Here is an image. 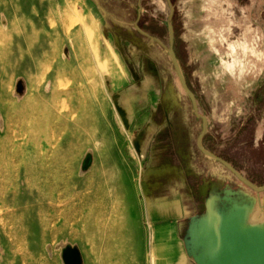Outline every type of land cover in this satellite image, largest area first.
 Returning <instances> with one entry per match:
<instances>
[{"label":"rangeland","instance_id":"rangeland-1","mask_svg":"<svg viewBox=\"0 0 264 264\" xmlns=\"http://www.w3.org/2000/svg\"><path fill=\"white\" fill-rule=\"evenodd\" d=\"M127 1L109 7L104 0H0V137L7 141L8 122L19 131L16 119L23 111L28 138L46 152L35 154V171L49 180L45 195L37 189L32 194L28 183L17 181V163L0 164V264H64L61 253L68 243L80 248L83 264H155L154 229L159 240L174 230L173 225L157 230L151 207L179 201L192 216L193 200L204 203L208 192H216L203 175L210 158L196 146L201 120L167 50L136 33ZM131 1L136 13L138 0ZM173 1L183 69L203 114L210 110L204 79L209 45L229 59L219 81L225 97L220 136L229 139L246 105L241 94L259 80L264 85V0ZM146 4L147 18L163 14L167 25L163 0ZM78 92L90 100L79 95L72 103ZM94 94L97 100L91 101ZM53 97L64 101L60 107ZM55 120L61 124L51 129ZM9 140L21 137L13 133ZM223 151L242 174L264 184L263 150ZM89 152L93 164L83 170ZM211 161L212 180L226 175L228 190L253 197L247 212L263 225L264 191L258 198L223 164ZM29 182L38 183L35 177ZM29 210L36 218L32 227Z\"/></svg>","mask_w":264,"mask_h":264},{"label":"water","instance_id":"water-1","mask_svg":"<svg viewBox=\"0 0 264 264\" xmlns=\"http://www.w3.org/2000/svg\"><path fill=\"white\" fill-rule=\"evenodd\" d=\"M168 31L169 45L154 37L169 53L180 83L189 96L195 115L202 120V128L197 138L198 149L208 157L221 162L242 183L249 186L258 194L264 191V184L258 185L242 174L230 161L206 148L203 142L208 130V118L200 112L196 93L190 87L180 58L174 49V26L172 17L174 8L171 0ZM140 3V0H139ZM143 7L139 6L138 17L135 21L136 29L144 35L150 36L143 30L138 21L141 18ZM23 82L19 81L17 90L20 92ZM93 164V154L87 153L82 162V169L87 170ZM142 188L146 195L148 185L142 181ZM228 188V187H227ZM223 189L217 192H208L205 196L204 215L192 226L189 236V249L197 264H264V224L249 223L247 205L255 200L253 197L245 199L240 192ZM64 264H83V256L78 246L70 243L64 245L61 253Z\"/></svg>","mask_w":264,"mask_h":264},{"label":"crops","instance_id":"crops-1","mask_svg":"<svg viewBox=\"0 0 264 264\" xmlns=\"http://www.w3.org/2000/svg\"><path fill=\"white\" fill-rule=\"evenodd\" d=\"M227 62H229V59L224 54L219 53L216 48H212V46L209 45L204 60V79L206 89L209 88L207 102L210 108L209 112L205 114L208 118L209 126L204 136V145L218 155L227 158L241 171L245 172L239 167L237 162L225 154L223 149L225 147L243 149L250 146L252 148L254 147V149H261L264 151V94L262 93L264 85L262 86L263 82L259 80L255 82L250 91L241 94V102L246 103V105L238 110V113L236 114L239 116L236 123L237 125L233 130H230V133L228 134L229 139L223 140L220 136L224 132L222 129L223 114L221 111L225 108V97L223 90H221L222 83H219V81L223 78L221 70ZM106 81L108 80H105L107 90L109 94H111L109 81ZM261 86L263 87L262 90ZM96 100L94 94L91 101ZM139 132L140 135L142 133L146 135L145 140L147 143V127H143ZM140 139L141 141L143 140L142 137ZM141 141L139 145L142 148ZM257 154L259 155L260 153L257 152ZM263 154L264 153H262V155ZM260 156L261 154L259 157ZM209 158L210 161H208L207 167L204 166V179H208L209 177V187L216 189V192L218 189L219 191L226 189V187L229 186L228 179H226L228 177L226 175L221 176L219 180H212L211 175L213 172V163L211 160L215 159L211 157ZM194 171L196 176L200 174L197 166ZM214 171L218 172L216 169H214ZM193 203L195 206V212L192 216L186 214L185 208L179 201L155 204L151 207V219L156 223V226L158 227L157 230H165L164 228L169 225H173L174 230L170 238L159 240L155 238L156 229H154V237L151 241V251L155 264H197L189 249V236L193 224L196 223L205 213V202L203 203V200L200 197H196L193 200ZM195 216H197L196 220L193 219ZM189 218L192 220H188ZM169 221H173V223Z\"/></svg>","mask_w":264,"mask_h":264},{"label":"bare ground","instance_id":"bare-ground-1","mask_svg":"<svg viewBox=\"0 0 264 264\" xmlns=\"http://www.w3.org/2000/svg\"><path fill=\"white\" fill-rule=\"evenodd\" d=\"M89 79H90V76L87 77V80H89ZM73 95H77L76 96L77 98L74 97ZM73 95L71 97V100L73 101L72 103H78L80 101L79 95L81 97V100H82V98H84V100H85L86 97H87V94L85 95V94H82V93H79V92L78 93H75ZM33 99H30L29 101L32 104L36 105V101L33 100ZM89 100L90 99H89V96H88L87 97V101H89ZM57 101L55 100V97L52 98V102L55 103V105H57V107H60L61 106L60 103L64 102L63 100L60 101V102H57ZM46 103H48V101L44 102L42 105H45L46 106ZM25 116L26 115H25V113H23V111H20L18 113V116L17 117H19V118L16 119L19 122L18 125H17L18 128H19V131L18 132H14V127L11 124V122H8L7 123L6 130H5V132H6V138L5 139H7V141L2 140V138L0 137V164H4L5 163L7 165H9V164H13L14 165L15 163H17L16 168H15V170H16V176H17V179H18L17 181H21V182L28 183L30 185V188H31L30 189V192L31 193L33 192V189H37L38 195H45V190H44L43 187H47L48 186L47 185V182L49 180H48V178L46 176H42L41 173H36L35 168H34V164H35L34 162H35V154L36 153L43 155V154H46V152L44 150H42L40 148V146H34L32 144V142H31V140L28 138L27 135L30 133V128L26 125ZM60 124H61V122H59V120L53 121V124H52L53 127L51 126V129L58 127ZM13 133L16 134V137H21V141L22 142L19 141L20 139L17 140L16 142H14V143L11 142L9 139L11 138V136H12ZM8 140H9V142H8ZM37 174H39V175H37ZM30 177H33V178L35 177L37 179V182H38L37 185L35 183L31 184L29 182V178ZM13 184L14 183H12V185ZM0 185H1V182H0ZM14 189H15V186H14ZM26 191L28 192V190H26ZM12 193H13V191H12ZM15 193H17V190H16ZM26 195H28V194H26ZM26 195L24 194V196H22V197H27ZM31 198H32V196H31ZM22 199H24V201H25L26 198H22ZM29 212H31V211L30 210L28 211L27 218L30 221L31 227H32V222H34L35 221L34 219H36V218H33L32 217L33 215L32 214L30 215ZM254 217H255V215L248 214V218H247L248 222L249 223H256V224L262 225ZM1 222H3V221H1ZM30 223H29V225H30Z\"/></svg>","mask_w":264,"mask_h":264},{"label":"flooded vegetation","instance_id":"flooded-vegetation-1","mask_svg":"<svg viewBox=\"0 0 264 264\" xmlns=\"http://www.w3.org/2000/svg\"><path fill=\"white\" fill-rule=\"evenodd\" d=\"M114 2H117V0H104V2H103V4L104 5H106V6H109L110 7V5H112ZM128 3L126 4L127 6H128V8L130 7V20H131V18H132V15H133V13H134V10L133 9H131V7H132V1L131 0H128L127 1ZM163 2H164V4H165V6H167L168 8H169V15H170V10H171V7H170V5H169V2H168V0H163ZM171 2H172V6H173V8H174V15H173V17H172V22H173V26H174V49H175V51H176V53H177V55H178V57L180 58V61H181V63H182V66H183V62H182V53H181V47H180V45H181V42H180V34H179V26L177 25V20H178V15L176 14V10H175V7H174V1L173 0H171ZM137 3H138V6H142L143 7V10H142V14H141V18L139 19V21H138V24H139V26L142 28V25H141V19L143 20L142 21V23H145V24H151L152 23V19L153 20H156L157 21V23H162V24H164L163 22H162V18H163V14H160V16L159 17H157V16H155V15H152V17H150V18H147V13H148V10H147V0H140V3H139V0L137 1ZM159 6H161L162 7V4H160ZM138 11H139V7H138ZM138 11L136 12L137 13V15H136V18L134 19V28H135V31H136V33L138 34V35H140V36H142V37H144V38H151V39H153L161 48H163V49H165V47H163L156 39H154V37H157V38H159V39H161L163 42H165L166 43V41H168V43H166L167 45H169V31H168V33H167V35L165 34V33H163V32H159V33H157V34H155V33H152V32H149V31H147V30H145V29H143V30H145L147 33H149L150 34V36H147V35H144V34H142L141 32H139L137 29H136V26H135V21L137 20V17H138ZM144 15V16H143ZM169 15H168V21H169ZM167 30H168V22H167ZM166 50V49H165ZM169 54V53H168ZM171 59V58H170ZM172 61V60H171ZM172 64H173V62H172ZM174 66V65H173ZM184 68V67H183ZM177 74V73H176ZM186 75V74H185ZM178 76V75H177ZM187 78V77H186ZM179 79V78H178ZM180 81V80H179ZM187 81H188V79H187ZM188 83H189V81H188ZM189 85H190V83H189ZM194 91V90H193ZM195 92V91H194ZM188 96V95H187ZM197 96V95H196ZM188 98H189V96H188ZM189 100H190V98H189ZM197 100H198V98H197ZM190 102H191V100H190ZM198 104H199V102H198ZM191 105H192V103H191ZM200 109V108H199ZM192 110H193V107H192ZM194 112V111H193ZM194 115H195V113H194ZM196 116V115H195ZM197 117V116H196ZM198 118V117H197ZM200 119V118H199ZM201 120V119H200ZM201 128H202V120H201ZM198 138V137H197ZM203 142H204V139H203ZM196 144H197V142H196ZM197 148H198V146H197ZM199 150V149H198ZM200 151V150H199ZM217 154V153H216ZM221 156V155H220ZM223 157V156H222ZM225 158V157H224ZM229 161V160H228ZM221 163V162H220ZM222 164V163H221ZM227 168V167H226ZM228 169V168H227ZM229 170V169H228ZM230 171V170H229ZM231 172V171H230ZM232 173V172H231ZM233 174V173H232ZM235 176V175H234Z\"/></svg>","mask_w":264,"mask_h":264},{"label":"trees","instance_id":"trees-1","mask_svg":"<svg viewBox=\"0 0 264 264\" xmlns=\"http://www.w3.org/2000/svg\"><path fill=\"white\" fill-rule=\"evenodd\" d=\"M136 15H137V13H133L131 19H133V18L135 19L136 18ZM142 19H141V22L140 23H141L143 29H145V30H147L149 32L155 33V34H157L159 32H163V33H165L167 35L168 30H167V26L166 25H164L162 23H157V21L156 20H153V19H152V23L151 24H145V23H142V21H143ZM191 88H192V86H191Z\"/></svg>","mask_w":264,"mask_h":264}]
</instances>
